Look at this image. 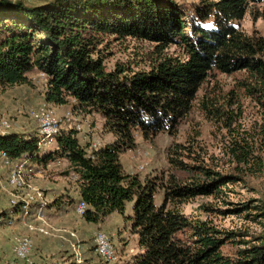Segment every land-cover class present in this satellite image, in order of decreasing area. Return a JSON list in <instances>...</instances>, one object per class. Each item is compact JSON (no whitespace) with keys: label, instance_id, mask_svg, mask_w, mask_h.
Returning <instances> with one entry per match:
<instances>
[{"label":"trees","instance_id":"1","mask_svg":"<svg viewBox=\"0 0 264 264\" xmlns=\"http://www.w3.org/2000/svg\"><path fill=\"white\" fill-rule=\"evenodd\" d=\"M250 3L264 0H199L189 6L178 0H48L39 4L0 0V86L29 84V74L41 72L45 102H72L74 114L96 113L103 119V129L113 136L90 151L91 142H81L76 127L61 128L50 149L38 144L35 132L0 133V164L9 172L5 160L11 164L24 160L34 168L66 160L64 174L74 177L79 198L63 194L52 204L75 209L84 201L86 209L80 217L86 222L100 223L113 213H123L126 202L133 201L130 231L141 251L126 264H264V232L239 239V232L222 231L180 207L196 197L217 195L224 185L239 180L238 164H243L242 169L250 164L251 151L231 141L228 152L237 163L236 170L221 172L199 162L193 145L172 142L166 160L171 168L195 173L186 180L173 174L163 181L156 175L143 178L127 173L119 159L122 152L135 147L137 130L144 140L164 131L172 134L213 71L246 72L243 86L255 95L264 120V38L245 34L235 24ZM258 16L264 20V6ZM105 37L150 43L152 50L139 59L145 66L116 61L109 67L101 47ZM173 45L183 57L165 54ZM225 117L224 124L229 126L233 119ZM259 131L261 143L264 121ZM185 156L193 162L185 161ZM254 158L252 164L260 170L262 159ZM159 189L164 195L157 206L154 193ZM13 208L0 212V222L10 221L14 214L22 216L20 205ZM247 209L264 217V199L260 205L232 203L229 210ZM227 244L228 250L224 249Z\"/></svg>","mask_w":264,"mask_h":264},{"label":"rangeland","instance_id":"2","mask_svg":"<svg viewBox=\"0 0 264 264\" xmlns=\"http://www.w3.org/2000/svg\"><path fill=\"white\" fill-rule=\"evenodd\" d=\"M30 4H39L48 0H25ZM189 6L199 0H178ZM264 3H250L244 16L235 21L237 27L245 34H256L264 38V20L258 16ZM106 62L112 67L116 61H138L152 50L148 42H135L130 39H115L105 37L103 46ZM165 54L183 57L178 46H170ZM139 68V67H138ZM45 76L34 71L29 74L30 83L10 87L0 86V133H25L29 135L38 130L36 114L47 111L54 118L61 119V128L75 127L74 123H65V113H71L73 120H78V133L81 142L99 140L102 145L113 139L111 133L102 127L103 119L96 113H73L72 102L66 105H53L45 102ZM244 71L229 74L213 71L201 84L190 112L177 124L172 134L160 132L151 140H144L140 131L135 132V147L122 152L119 156L123 170L127 173H137L140 177L159 176L166 181L169 174L180 180H186L195 173L171 168L166 160V149L172 142L184 145H193L199 162L210 164L221 172L236 170L235 159L228 152L231 141L245 147L253 154H249L250 164H238L236 173L239 180L228 183L214 196L196 197L183 203L181 210L192 216L207 220L222 231H236L240 234L236 238L250 239L264 232V217L254 216V209L233 212L232 203L248 201V206L260 205L264 199V141L259 142L257 134L260 132V122L263 120V111L255 95H250L243 83L247 81ZM203 101V102H201ZM204 104V105H203ZM206 105V106H205ZM208 107V109H205ZM216 110V114L213 111ZM218 113L223 116H218ZM230 115L233 122L226 126L224 120ZM2 121L9 124L1 125ZM70 125V126H68ZM255 139V140H253ZM50 147L43 149H50ZM141 151V155L136 154ZM255 156L262 159L260 170L253 165ZM188 156L183 159L191 161ZM253 157V158H252ZM139 165L143 168L139 169ZM241 166V167H240ZM241 170H240V168ZM67 161L50 162L47 166L35 167V173L24 177L21 186L8 181V170L0 164V212L14 210L12 200L20 205L27 194L40 198L30 205V213L25 216L14 214L8 221L0 222V264H126L141 250L137 244V236L131 233L132 204H125L123 213H114L104 218L101 225L87 238V247L84 240L76 237L80 223L84 221L75 211L71 216L61 218L53 212H48V206L53 202V196L62 197V193L75 191L74 177L64 174ZM255 170V171H254ZM8 181V183H7ZM26 195V196H25ZM61 195V196H60ZM163 190L154 193V203L159 206L163 201ZM41 202V203H40ZM53 205V204H52ZM203 205H210L211 209H204ZM4 212V211H3ZM250 213V214H249ZM10 219V218H8ZM32 225L33 228H29ZM92 228V226H90ZM42 229V231H41ZM104 231L110 237L116 252V261L105 262L95 252L94 234ZM28 236L31 239V248L25 258L18 257L14 252L15 244L19 239ZM230 245L224 246L228 250ZM85 247V248H84Z\"/></svg>","mask_w":264,"mask_h":264},{"label":"built area","instance_id":"3","mask_svg":"<svg viewBox=\"0 0 264 264\" xmlns=\"http://www.w3.org/2000/svg\"><path fill=\"white\" fill-rule=\"evenodd\" d=\"M44 76L43 73H41ZM38 118V130H37V137H38V144L43 148L50 147L54 144L56 136L59 134L61 130L60 121L61 119L54 118L51 116L47 111H42L36 114ZM64 122L74 123L77 129L80 128V123L78 120H73L71 113H65L64 115ZM1 125L3 127H8L9 124L5 121H2ZM70 126V125H68ZM63 128V127H62ZM101 147V143L99 140L92 141L90 146V151ZM137 155H141V151H135ZM5 163L10 165L9 172H8V181L10 183L15 184L16 186H21L24 182V177L33 175L35 173V168L29 166L26 161L21 160L16 163H10L9 160H5ZM143 166L139 165V169H142ZM26 196V195H25ZM37 198H40V194ZM35 196L27 194L26 199L24 198L20 203L21 212L23 215L27 216L31 209L30 205L37 199ZM41 203V202H40ZM12 204L16 205L15 200H12ZM86 209V204L84 201H79L75 206V213L77 215H83ZM29 228H33L32 225H29ZM42 231V229H41ZM95 252L96 254L101 257L106 262H113L116 261V252L115 247L108 236V234L104 231L98 230L93 236ZM31 248V239L28 236H24L17 241L14 247L15 254L20 258H25L29 254Z\"/></svg>","mask_w":264,"mask_h":264},{"label":"crops","instance_id":"4","mask_svg":"<svg viewBox=\"0 0 264 264\" xmlns=\"http://www.w3.org/2000/svg\"><path fill=\"white\" fill-rule=\"evenodd\" d=\"M62 194H70V195H73L77 199L79 198L77 190L71 191V192H67V193L64 192ZM56 197L57 196L54 195L52 198L55 199ZM47 208H48V212H50L51 214L53 212H56L54 214L59 215L61 218L66 217V216L67 217L71 216L69 214L70 211L74 212V208H70V207L68 208L67 206H65V208H64L63 207V203H60L58 205L57 204L56 205L55 204H53V205L51 204V206H48ZM113 214H111V215H113ZM101 224H102V222H100V223H92V222L83 221L82 223L79 224L80 225L79 226L80 229L77 231V233H75L76 237L78 238L77 240H79V238L84 240L85 242L83 244H84V246H86L87 245V238L86 237L91 236L93 234V231L95 230V228H97V226L101 225ZM90 226H92V228H90Z\"/></svg>","mask_w":264,"mask_h":264}]
</instances>
